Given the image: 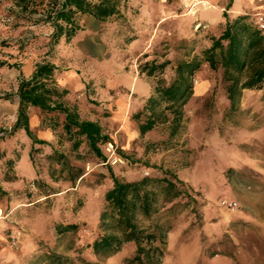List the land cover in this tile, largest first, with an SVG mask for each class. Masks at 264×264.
Listing matches in <instances>:
<instances>
[{"label":"rangeland","instance_id":"obj_1","mask_svg":"<svg viewBox=\"0 0 264 264\" xmlns=\"http://www.w3.org/2000/svg\"><path fill=\"white\" fill-rule=\"evenodd\" d=\"M56 1L0 0V98L17 99L16 75L31 77L36 64L51 61L58 84L69 91L64 102L76 105L82 119L102 125L113 149L103 147L105 163L85 150L79 158L61 129L31 110V128L48 143L37 146L34 162L24 131L0 142V264H51L53 254L71 264H81L82 257L99 262L87 245L97 235L112 186L108 167L128 181L170 171L192 189V200L182 198L143 222L170 227L163 264H264V93L245 90L238 110L229 113L222 71L203 61L212 37L225 29L224 12L256 26L264 0H121L119 14L104 21L81 16L77 35L52 47L53 28L42 19ZM195 58L203 63L185 107V132L168 149L163 125L141 138L133 115L159 78L171 82L177 63ZM151 60L170 64L149 77L144 66ZM12 110L3 113L5 131L13 125ZM53 150L82 167L84 179L75 185L52 180L49 170L57 166L47 156ZM100 174L107 178L98 184ZM37 179L54 193L41 194L45 186H34ZM68 224L80 230L60 235L57 227ZM135 251L134 243L126 244L100 264H123Z\"/></svg>","mask_w":264,"mask_h":264},{"label":"trees","instance_id":"obj_2","mask_svg":"<svg viewBox=\"0 0 264 264\" xmlns=\"http://www.w3.org/2000/svg\"><path fill=\"white\" fill-rule=\"evenodd\" d=\"M27 2V0H22ZM121 0H57L47 11L44 22L53 28L51 46H56L62 38L70 42L81 30L79 17L90 16L104 21L119 14ZM28 4V3H27ZM231 3L229 4V7ZM226 25L222 34L212 37V46L204 51V59L211 70L222 71V83L229 102V113L238 110L245 90H256L264 93V33L257 26L247 21L246 16L229 19L227 12L223 15ZM202 60L180 61L175 68V77L167 82L159 78L140 111L132 119L136 122L141 138L163 125L167 131V139L162 143L165 148L173 140H177L185 132L187 123L185 107L194 95V76L201 69ZM170 61H148L144 72L151 77L162 75ZM58 68L51 61L36 64L29 78L21 77L18 83L16 120L9 131L0 128V142L12 138L24 131L32 141L30 159L34 162V154L40 149L37 146L48 145L37 138L30 124V112L33 108L41 111L54 129L60 128L61 138L71 143V150L81 157L85 150L103 163L107 156L103 147L112 144V139L105 128L97 122L82 119L78 107L64 102L69 91L62 88L57 81ZM10 96L7 97V100ZM61 117L63 119L61 120ZM56 168L49 170L54 181H66L75 185L84 179V169L73 165L68 156L53 150L47 156ZM12 165V163L10 162ZM112 186L104 196V204L100 212L97 235L87 245L99 262H90L83 257L81 264H100L117 253L124 245L134 243L136 251L123 264H163L167 253L170 227L159 222H151L144 226L143 222L152 220L162 208L172 205L175 208L178 200L191 199L192 189L170 171H163L162 176L143 177L128 181L117 177L112 167H108ZM39 175V173H38ZM107 178L98 176V184ZM17 177H8L7 181H15ZM40 188L45 197L53 194L42 179L33 183ZM192 200V199H191ZM177 207V206H176ZM80 225H59L60 235L76 234ZM51 264H71L68 257L58 254L49 255Z\"/></svg>","mask_w":264,"mask_h":264},{"label":"crops","instance_id":"obj_3","mask_svg":"<svg viewBox=\"0 0 264 264\" xmlns=\"http://www.w3.org/2000/svg\"><path fill=\"white\" fill-rule=\"evenodd\" d=\"M34 72V70H32L31 74L32 75ZM20 76L17 74L16 75V81H17V86H16V89L17 90V87H18V83H19V78ZM3 78V75L1 73V70H0V96L2 95L1 92L4 90V81L2 80ZM29 78V76L27 77ZM17 106H18V102H17V99L15 98H11V100H7V99H3V98H0V114L2 115L0 117V119L2 118V120H0V123L3 121V113L7 112L8 110H12L14 109V107L16 108V111L12 110L13 112V116H12V122L14 123L15 120H16V113H17Z\"/></svg>","mask_w":264,"mask_h":264},{"label":"built area","instance_id":"obj_4","mask_svg":"<svg viewBox=\"0 0 264 264\" xmlns=\"http://www.w3.org/2000/svg\"><path fill=\"white\" fill-rule=\"evenodd\" d=\"M256 26H257V28L260 30V31H262L263 33H264V17L263 16H260L259 18H258V20H257V22H256ZM110 147H111V149H110V151L113 149V146L112 145H110ZM229 205L231 206V207H234V206H236V203H229Z\"/></svg>","mask_w":264,"mask_h":264}]
</instances>
